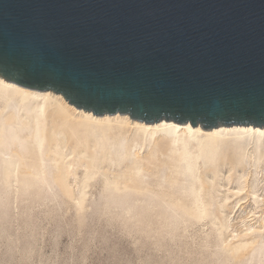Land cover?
Returning <instances> with one entry per match:
<instances>
[{
  "label": "rangeland",
  "instance_id": "obj_1",
  "mask_svg": "<svg viewBox=\"0 0 264 264\" xmlns=\"http://www.w3.org/2000/svg\"><path fill=\"white\" fill-rule=\"evenodd\" d=\"M17 99H0V264H264V137H152Z\"/></svg>",
  "mask_w": 264,
  "mask_h": 264
},
{
  "label": "water",
  "instance_id": "obj_2",
  "mask_svg": "<svg viewBox=\"0 0 264 264\" xmlns=\"http://www.w3.org/2000/svg\"><path fill=\"white\" fill-rule=\"evenodd\" d=\"M0 77L96 116L264 128V0H0Z\"/></svg>",
  "mask_w": 264,
  "mask_h": 264
},
{
  "label": "bare ground",
  "instance_id": "obj_3",
  "mask_svg": "<svg viewBox=\"0 0 264 264\" xmlns=\"http://www.w3.org/2000/svg\"><path fill=\"white\" fill-rule=\"evenodd\" d=\"M16 97L20 102L38 103L40 104V108H45L47 105L61 106V108H64L69 112L74 111L76 114H79L81 119L86 123H92L102 127L130 126V128L152 137H154L157 133H169L171 136L172 134L176 136L181 134L182 136H187L196 142H202L203 140H206L210 143H218L221 141V139H229L232 137H235L236 140L252 137H264V128L260 127H220L213 130H204L200 127H193L191 124H148L145 122H137L132 120L129 115L96 116L93 113L84 112L83 110L71 105L60 94H56L52 91H37L27 89L13 82L6 81L4 78L0 77V99L10 101L14 100Z\"/></svg>",
  "mask_w": 264,
  "mask_h": 264
}]
</instances>
